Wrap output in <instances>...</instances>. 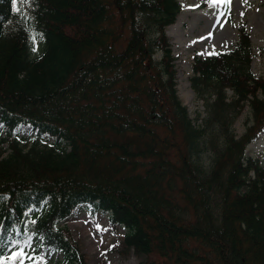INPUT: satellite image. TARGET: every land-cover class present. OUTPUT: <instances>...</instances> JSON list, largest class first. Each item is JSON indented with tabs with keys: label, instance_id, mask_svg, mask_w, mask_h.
I'll use <instances>...</instances> for the list:
<instances>
[{
	"label": "trees",
	"instance_id": "1",
	"mask_svg": "<svg viewBox=\"0 0 264 264\" xmlns=\"http://www.w3.org/2000/svg\"><path fill=\"white\" fill-rule=\"evenodd\" d=\"M18 9L0 0V261L20 264L6 256L18 244L35 251L23 264H85L61 222L87 205L122 225L137 255L264 264V165L245 154L264 128V74L251 70L245 25L223 52L194 56L191 86L206 108L195 125L165 33L178 0H18ZM31 30L42 40L35 55ZM246 105L251 122L236 137ZM20 126L34 132L28 145ZM54 252L62 262L48 261Z\"/></svg>",
	"mask_w": 264,
	"mask_h": 264
},
{
	"label": "rangeland",
	"instance_id": "2",
	"mask_svg": "<svg viewBox=\"0 0 264 264\" xmlns=\"http://www.w3.org/2000/svg\"><path fill=\"white\" fill-rule=\"evenodd\" d=\"M181 11L175 22L166 27L165 33L170 40L174 56L175 79L178 95L186 106L195 125L201 124L206 116L205 102L199 99L192 89L190 78L193 75L192 64L195 55H210L229 48L238 39V26L244 24L249 34L254 57L251 70L256 76L264 74V0H231L230 9L223 4L210 6L208 0H179ZM30 51L37 54L42 47V40L31 30ZM206 38V39H203ZM156 57L160 56L158 52ZM227 95L231 91L227 90ZM251 122V113L246 105L235 119L232 129L236 137L246 130ZM24 138L23 144H29L34 132L29 126H20L15 131ZM3 133L0 132V137ZM29 139L28 142L25 139ZM3 147L6 145L3 144ZM245 154L257 157L264 165V128L247 145ZM207 150L201 158L204 166L208 164ZM61 225L70 232L78 244L85 264H168L157 256L137 255L132 249L123 246L126 229L122 225H113L108 213L101 211L91 214L87 205L77 206ZM23 249L26 253L23 262L33 249L15 244L8 248L6 256ZM60 253L48 258L50 263L62 261Z\"/></svg>",
	"mask_w": 264,
	"mask_h": 264
},
{
	"label": "snow or ice",
	"instance_id": "3",
	"mask_svg": "<svg viewBox=\"0 0 264 264\" xmlns=\"http://www.w3.org/2000/svg\"><path fill=\"white\" fill-rule=\"evenodd\" d=\"M16 0H13V3L15 4ZM27 0H20V3L21 4H24L26 3ZM208 3L210 6H217V5H225V6H228V8L230 9V5H231V0H208ZM19 10V9H18ZM203 39H206V38H203ZM210 55L211 54H216V53H209ZM14 244L15 243H18V242H13ZM28 241L26 240L25 241V246H28ZM26 253L23 251V249L21 248V250L19 251H15L13 252L12 256H11V261H17L19 260L20 261V264H23V258L25 257ZM29 259H31V257H29ZM0 264H9V261L7 260H2L0 261Z\"/></svg>",
	"mask_w": 264,
	"mask_h": 264
}]
</instances>
